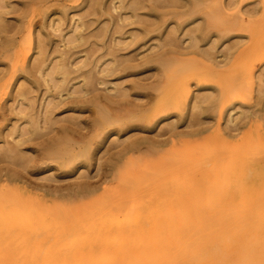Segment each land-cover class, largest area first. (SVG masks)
I'll list each match as a JSON object with an SVG mask.
<instances>
[{"label": "rangeland", "instance_id": "374dc122", "mask_svg": "<svg viewBox=\"0 0 264 264\" xmlns=\"http://www.w3.org/2000/svg\"><path fill=\"white\" fill-rule=\"evenodd\" d=\"M143 1L0 0V194L17 187L12 206L22 205L28 225L27 211L69 212L70 221L114 205L167 223L169 207L190 205L204 207V218L219 210L232 236L247 239L251 220L264 225V0H206L193 11L192 0H159L174 5L156 9ZM71 37L83 45L70 49ZM182 87L190 98L146 120L182 99ZM0 229L1 247L19 234ZM32 236L31 249L16 253L52 238ZM165 236L155 226L143 244ZM256 236L230 252L264 253V231Z\"/></svg>", "mask_w": 264, "mask_h": 264}, {"label": "bare ground", "instance_id": "6f19581e", "mask_svg": "<svg viewBox=\"0 0 264 264\" xmlns=\"http://www.w3.org/2000/svg\"><path fill=\"white\" fill-rule=\"evenodd\" d=\"M136 1H138V0H136ZM145 1L146 0H144L143 2H145ZM149 1H150V3L155 1L154 2L155 8H153V9H156V7L160 6L158 3H162L164 8H168V7H165V5L166 6L170 5V3L168 1L163 3V2H159V0H153V1L147 0V2H149ZM196 1L193 2V0H192L191 4H193L192 5L193 7L191 5L189 6V7H191L192 11H193V8H195L196 6L198 8V7L202 6L203 3L206 4V0L197 1V2ZM156 2H158V3H156ZM167 2H168V4H167ZM142 4L145 5L146 3H142ZM172 4L174 5L173 2H171V5ZM185 4L186 3H184L183 6ZM189 4H190V2H189ZM229 4H230V2L227 4L225 3L226 6L228 5L227 7L231 6ZM162 5H161V8H163ZM171 5H170V7H171ZM177 5L178 4H176L175 6H177ZM220 6L221 5L219 4V7H218L219 9H220ZM222 6H223V4H222ZM142 7H145V6L142 5ZM227 7L224 6V8H227ZM147 8L151 9V6L147 7ZM179 8H181L180 5H179ZM182 8L180 9L181 11H183ZM184 8H186V6ZM214 8L216 9V10L214 9V11H217L218 8H216V6ZM224 8H222L223 11H224ZM191 9L188 12H190ZM222 9H221V11H222ZM178 10L179 9H176L177 12H178ZM181 11H179V12H181ZM218 11H220V10H218ZM163 12L164 11H162L161 13H163ZM169 12H171V11H169ZM185 13H187V12L185 11ZM161 16H163V15H161ZM166 16H169V15L166 14L164 17H166ZM179 16L182 17L183 15L180 14ZM184 16H186V15L184 14ZM172 17H175V16H172ZM158 19H159V17H158ZM179 19H180V17H179ZM156 25H157V22H156ZM164 25H166V23H164L162 26H164ZM155 28H157V27H155ZM206 29H208V28L206 27L205 29H203V31L204 30L206 31ZM148 30H149V28H148ZM148 30H147V32H149ZM208 33L210 34V32H207L206 34H208ZM79 36H81V37H79ZM78 37L80 38V40H78V41H80V43H81L84 39L82 37H84V36L78 35V36H76V39ZM72 38H73V40H71ZM71 39H68V40L69 41L71 40L70 42H72V43L75 41L74 43H76V44L74 45V43H73V45H71L69 47L70 49L72 47V49L76 50V48L79 45L80 46L83 45V44H80L79 42H76L75 37H71ZM77 43H79V44H77ZM73 46H75L76 48H74ZM104 47L105 46H103V48ZM101 48H102V46H101ZM96 49H97V51H99L98 50L99 48H96ZM97 51H95V53ZM74 53H76V52H73V54ZM97 58H98V56H97ZM33 60H34V61H32L33 64H36V65L37 64L40 65V63H38V62L44 63V64L41 63V65H40L41 67L39 66L40 69L45 67L44 66L45 62L41 61V59L35 57ZM58 64H56L57 66L52 65V68L55 67L54 70H56V67L58 68L59 66H61L62 68L59 69L60 68L59 67L58 68L59 71L57 69L56 74L59 75L60 71H62V75H65L66 67H63L65 64L64 65L63 64L58 65ZM32 66H35V65H32V63H31L30 67H32ZM30 67L27 68L26 70L25 69L24 70H25V72H27V74L32 75L34 70H31ZM36 67L37 66L34 67L35 71H36V69H39V67H37V68ZM46 68H48L50 70L49 71L50 73L48 72V70H46ZM46 68H44V69L46 70V72H48V75L52 76L53 73L55 74V71L54 72L52 71L53 69H51L49 67H46ZM44 69H41V70H44ZM62 69L64 70V72ZM39 71H37V73ZM91 71H92L91 68H89L84 73H86V72L91 73ZM112 71L114 72V70H112ZM46 72L44 75H47ZM51 72H52V74H51ZM34 73H36V72H34ZM39 73L41 74V71ZM33 76H34V74H33ZM50 76L48 78V81L50 80V82H52L51 84L53 86H55V84L57 85L56 86L57 88H58V86H61V84H60L61 80L57 82V83L60 82L59 85L57 83H55L54 81H52V80H57L60 77L55 79L54 78L55 76H54V77H51V78H54L51 80ZM34 77L36 78V75ZM35 81L37 82L36 79H35ZM186 84L188 85V83H186ZM184 85H185V83H184ZM155 86H156V84H155ZM182 88H183L181 91V93L183 92L181 94L182 99H179L178 102H176L172 105L171 104L169 106L165 105V107H162V108L158 107L160 110L155 107V110H153V111L158 112V113H153V111L151 113V111H150L149 113H151V114L147 115L146 120L151 122L152 120H154L158 116V114H161L162 111L163 112L168 111L169 107H170V109H174L175 105L177 103H178L177 104L178 107H180L181 103L183 102V98H185V99L190 98L189 88H186V89H184V87H182ZM175 91H177V93H178V90L175 89ZM174 94H176V93H174ZM204 95L207 96L208 94H203V96ZM203 96L201 95V97H203ZM208 96L207 97L204 96V99L205 100H206V98L209 99L210 95H208ZM226 97H227L228 101L230 98H233L231 95H227ZM78 99L74 98L73 101L71 100V102H78ZM201 99L204 100L203 98H201ZM50 102H51L50 100L47 101V103H50ZM226 102L227 101L225 99V103ZM121 107L123 108V106H120L119 108H121ZM163 108H165V110ZM219 110H218V113L221 112ZM218 116H219V114H218ZM105 117H102L103 121H106L108 118H110V117H107V118H105ZM219 117H218V119L220 122ZM102 119H101V121H102ZM230 120L231 119H229V121ZM16 188L17 187H15V188L11 187L10 189H12V191L10 189L9 190L11 192H13V191L17 190ZM8 191H6V192H8ZM10 191H9L8 195L13 200H11V198L8 195H7L8 197H2L3 194L2 193H1L2 195L0 194V196L2 197V198H0V227L5 228V229H11V228L12 229H14V228L19 229L17 231L14 229V231L18 232L20 235H21L22 227H24V229L31 228V231H30V229L27 230V231H29V233H31V237H29V235H27L28 232H25L26 231L25 230L24 235L23 234L21 235V236H23V238H21V241H20V238L17 239L18 237H21V236H19V234H17L15 236L16 238H14V237L12 238V240H11L12 243H13V240H16V241H14V243L16 245H14V244L12 245L11 241H6L4 243L5 245L2 244V247L0 245V264H264V253H254V252H250V251L247 252V250L243 246L241 248L239 247L238 251H236V252H233V251L230 252L231 244L234 242L239 243V245H242V243H244V242H247V243L252 245V243L256 242V239H257L256 232L257 231H264V225H259L258 223H260V222L257 223L255 220H251V223L249 224L252 227H254V229H255L254 233L252 231L249 232L247 239H243L241 237H233L232 236L233 233L231 234V230L229 228V225L227 223L225 225H223V223L222 224L220 223V220H218V216L220 217L219 210L207 208L208 214L206 212V215L204 218V214H205V208L204 207L199 208L197 206L185 205L184 207H182V210H181V208L176 209V207H171V208L169 207V209L171 211L172 210L174 211L175 219H173L170 222L164 223V220L162 218H159L158 220L155 221L153 219H150L148 214H145V215L142 214L143 217H142V215L140 216V217H142L141 218L142 220H141L140 218H138L140 210L134 214H131V212L133 211L132 206L126 207L123 205H119L116 207L114 205L113 206L114 208H112V209L108 208V210L103 206V208L101 210H96V211L94 210V211L90 212L89 214L85 215L84 217L76 214L80 218H77V216H75V215H74V218H76L75 220H74V218L72 219L71 217H69V219L71 218L72 221L71 220L67 221L68 218L66 219V215L69 212L64 215L65 216V218H64L63 215H62L63 216L62 217V216H59L57 214L52 217V215L50 213H49L50 216L49 215L44 216V215H41V213H38L37 209H36L37 214L36 213L35 214H28V211H27V213H23L24 214L23 216H25L27 220L34 222L36 224V225L34 224L35 226L38 225L37 226L38 228L35 226L32 228L33 225L31 226L30 221H29V225H30L29 226L27 223L28 221L27 222L22 221L20 218L22 212H20L19 209H21V211H22L23 207H22V205L19 204V201L17 203V204H19L18 205L19 209L12 206V204L14 202H16V201H14V200H16V198L19 197L20 199H22V197L18 196L19 194L21 195V193L17 190L18 194H17V192H15V193L17 194L18 197H15V195H14L15 193L14 192L11 193ZM6 194H5V196H6ZM12 195H14L15 199ZM4 198H7V199H4ZM24 201L26 202L27 200H24ZM29 202H28V204H29ZM38 202H40V201H38ZM42 202H40V204ZM25 204H27V203H25ZM32 205L36 206L35 204H32ZM48 205L47 206L45 205L46 208L48 207ZM43 206H44V203H43ZM37 207L40 208L39 206H37ZM50 207H52V205ZM54 208H56V207H54ZM47 210L49 211V209H47ZM40 211L45 212L46 210L44 208L43 209L41 208ZM69 211H71V210H69ZM70 215H72V217H73V214H71V213L68 214L67 217ZM19 218L21 221L19 220ZM139 221H140V223H139ZM22 222H24V225H25V223H27L28 228H26V226H24L23 224L20 228L19 224ZM17 226H19V227H17ZM155 226H157L161 232L166 233L165 240H153L149 244V249H147L146 244L144 245L143 242H145V240L147 239L146 234H147L148 230L151 228H154ZM34 229H36V230H34ZM39 230H40V232H39ZM41 230H42V233H41ZM33 231H35V232H33ZM44 231H49L48 232L49 235L47 233V235L49 237H47L46 234L43 235ZM50 231H51V233H50ZM0 232H1V229H0ZM2 232H3V230H2ZM9 232H11V231H9ZM6 233L7 232H5L3 234L0 233V237H1L0 238V241H1L0 244L2 243L4 238H8V237H6V236H8V233L7 234ZM22 233H23V231H22ZM25 233L27 236H25ZM36 233H38V234H36ZM32 234H35V237H37V239H40V240H41V238L44 239L43 237H45L44 240L47 239V241H48V239L50 238V235H52L51 236L52 238H50L49 243L46 245L43 244L44 241L41 243L42 240L40 242L38 240H36V242L33 245L34 249L32 248V252H29L27 250L31 249V247L29 248V247H25V246H27V245L31 246V244L28 243L29 242L28 240L32 239V237L34 236V235L32 236ZM38 235L39 236L41 235L42 237L41 236L39 237ZM24 236L26 238H24ZM8 242H9V244L12 245V248L15 249V247H16L15 252H14V249L11 248V245L9 246ZM21 242H23L25 245ZM26 243H28V244H26ZM44 243H47V242L45 241ZM80 243L81 244L84 243V244L79 245ZM6 244H7V246H6ZM21 246H24L23 249L26 248L27 250H25V252H23L24 250L21 249V250H23L22 252L19 251V253H16V250L18 251L21 248ZM6 247H7V249H6ZM18 247H19V249H17ZM3 248L5 249V252H4Z\"/></svg>", "mask_w": 264, "mask_h": 264}]
</instances>
